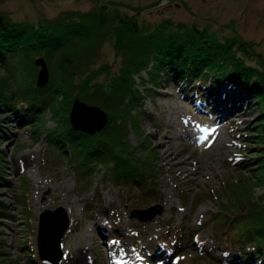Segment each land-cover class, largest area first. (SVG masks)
Listing matches in <instances>:
<instances>
[{"label":"rangeland","instance_id":"1","mask_svg":"<svg viewBox=\"0 0 264 264\" xmlns=\"http://www.w3.org/2000/svg\"><path fill=\"white\" fill-rule=\"evenodd\" d=\"M111 1L146 7L142 9L140 22L142 19L156 22L165 18L191 20L210 31L254 41L255 51L264 55V0H0V14L38 25L67 10L90 11L105 4L112 11ZM119 7L128 14L136 12L126 6ZM99 50L91 69L110 66V72L99 73L98 80H102L105 75L111 77L119 71L122 58L111 42L100 44ZM255 59L256 56L252 57L254 62ZM28 75L30 68L21 60L10 62L6 68L0 67L6 89L18 87ZM81 79L78 77L77 81ZM92 79H96L95 74ZM76 99L99 108L107 121L109 114L114 117L111 135L126 142L124 145L133 151L135 160L140 158L144 170L152 176L148 178L155 181L150 185L155 193L143 195V188L131 182L118 184L108 179L111 172L107 168L87 171L78 165L77 159L52 151L44 140L45 131L57 124L51 110L44 113L42 133H30L7 119L2 124L7 127L8 134L0 138V145L7 151L6 171L10 182L0 184V200L10 202L14 216L0 218L1 250L5 251L0 258L7 256L18 264H30L25 250L21 249L28 228L34 231L31 240L41 255L38 246L40 215L61 207L69 223L62 236L60 230L59 241L45 243V255L48 256L42 257L46 264H67L68 257L76 264H142V258L156 236L169 240L168 248H172L177 233L182 236V246L170 255L166 254L168 260L154 264H237L231 261L228 250L220 243L224 244L241 224L234 218L241 213L242 203L248 211L262 200L264 189L255 181L258 171H252L248 178V168L234 165L238 157L250 158L257 154L245 149L244 146L253 144L242 141L239 134L255 123L259 110H253L247 104L242 109L241 104L233 111L227 109L229 112L224 118L206 120L173 86L164 85L158 87L154 97H144L141 109L132 104L129 107L133 109L124 108L114 113L98 104ZM76 125L93 130V125L79 122ZM23 162L27 164L20 176L15 171ZM186 170L190 171L188 176ZM23 176L27 180L25 202L21 201L19 207L16 191ZM246 188L249 195H246ZM96 194L109 215H103L99 206L92 209L93 212L86 208V203L95 200L92 197ZM28 203V215L32 219L29 225L21 210ZM57 216L64 217L62 212ZM99 226L106 237L103 238ZM150 234L153 235L151 241L147 240ZM197 241L208 252H201Z\"/></svg>","mask_w":264,"mask_h":264},{"label":"trees","instance_id":"2","mask_svg":"<svg viewBox=\"0 0 264 264\" xmlns=\"http://www.w3.org/2000/svg\"><path fill=\"white\" fill-rule=\"evenodd\" d=\"M109 5L114 10L110 11L111 7L105 4L90 11L67 10L38 25L0 14V67L6 68L10 62L21 60L30 68V75L23 78L16 88L6 89V79L0 76V113L5 112L0 114V138L8 134L7 127L2 124L7 119L25 127L30 133H42L44 113L51 110L57 124L45 131L44 140L52 151L77 159L78 165L84 166L87 171L107 168L111 172L108 179L118 184L131 182L143 188V195L150 196L155 193L150 187L155 181L148 178L152 176L146 173L139 157L135 160L133 151L124 145L126 142L111 135L114 117L109 114L106 125L100 131L91 133L80 126L75 128L70 113L77 97L114 113L130 108L132 104L141 109L145 96L154 97L155 91L163 85L173 86L180 97L206 120L224 118L228 110L233 111L241 104L242 109L247 104L253 110H259L255 123L245 133L239 134L244 139L242 141L253 144L244 146L245 149L257 154L250 158L238 157L234 165L248 168V178L252 171H258L255 181L264 189V55L255 51L256 43L236 35L210 31L191 20L165 18L156 22L142 19L140 22L142 9L146 7L113 1ZM119 6L136 12L128 14ZM104 42L113 44L122 61L116 74L111 77L105 75L104 79L98 80L99 73L110 72L107 65L91 69L93 59L100 52V44ZM38 55L45 59L50 72L43 86L37 84L36 73L40 67L37 68L34 62ZM254 56L257 58L255 62L252 60ZM93 74L96 76L94 80ZM78 77L82 78L81 81H77ZM6 152L0 145V184L10 182L6 171ZM26 164L23 162L15 172L22 176ZM26 186L27 180L23 176L16 191L19 207L25 197ZM246 195H249L247 188ZM97 196L94 195L92 199L95 200L86 203V208L92 211L99 206L103 214L109 215L100 196ZM11 209L8 200H0V218L13 217ZM28 209L29 203L21 210L29 225L32 219ZM246 209L247 206L242 203L241 213L234 218L241 224L220 245L228 250V257L234 263L264 264V192L262 200L253 206V212V209ZM179 227L182 229V226ZM31 229H26L27 238L21 249L25 250L30 264H46L44 256L40 255L31 240L34 236ZM98 230L104 238L103 228L99 226ZM174 236L172 248H168L169 240L156 236L142 258V264L168 260L166 254L170 255L182 246L181 234ZM199 243L197 241V248L203 253L208 252ZM1 244L2 241L0 256H3L5 251L1 250ZM66 262L77 263L70 257ZM0 264L18 263L6 256L0 258Z\"/></svg>","mask_w":264,"mask_h":264},{"label":"water","instance_id":"3","mask_svg":"<svg viewBox=\"0 0 264 264\" xmlns=\"http://www.w3.org/2000/svg\"><path fill=\"white\" fill-rule=\"evenodd\" d=\"M35 63L37 66L40 67L37 84L39 86H43L46 84V82L48 81V78H49L48 66L45 62V59L42 57L38 58ZM70 120L72 121V124L74 125L75 128H77L78 125H76V123H78V122L81 125H87V126L93 125V130L87 129L84 126H80V127L83 128L84 130L87 129L88 132L95 133V132L100 131L105 126V124L107 122V116L99 108L88 106L87 104L83 103L82 101L76 99L73 103V106H72V110L70 113ZM60 212L63 213L64 223H65V224L63 223L64 226L62 225L60 227V230H62L61 231V236H62V234L64 233L65 229L67 228L69 222H68L67 214H66L65 210L60 207L54 211L47 210L40 215L39 229H38L39 241L41 240L42 233L44 232L45 224L47 223V225H49L48 224V222H49L51 225V223H53L55 221V219H56L55 217H58L57 214ZM62 227H63V229H62ZM58 241H59V238H58ZM59 247H60V242H59Z\"/></svg>","mask_w":264,"mask_h":264},{"label":"bare ground","instance_id":"4","mask_svg":"<svg viewBox=\"0 0 264 264\" xmlns=\"http://www.w3.org/2000/svg\"><path fill=\"white\" fill-rule=\"evenodd\" d=\"M191 171V168H190ZM190 171H185V175L188 176V173H190ZM55 221L53 223L48 222L49 225H47V223L45 224V229L44 232L42 233L41 236V240H40V250H41V256H45L47 257L48 255H45V243L46 244H55L56 240L58 241L59 238V234H60V227H61V223L63 225V218L61 220L60 217H55ZM153 239V235L150 234L149 238L147 240H152ZM105 241H107V239H104ZM110 243V242H109ZM47 247V246H46ZM49 247V246H48ZM120 263H122V258H120Z\"/></svg>","mask_w":264,"mask_h":264},{"label":"clouds","instance_id":"5","mask_svg":"<svg viewBox=\"0 0 264 264\" xmlns=\"http://www.w3.org/2000/svg\"><path fill=\"white\" fill-rule=\"evenodd\" d=\"M104 215V214H103Z\"/></svg>","mask_w":264,"mask_h":264}]
</instances>
